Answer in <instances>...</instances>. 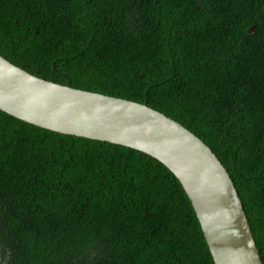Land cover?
I'll return each mask as SVG.
<instances>
[{
    "label": "trees",
    "instance_id": "trees-1",
    "mask_svg": "<svg viewBox=\"0 0 264 264\" xmlns=\"http://www.w3.org/2000/svg\"><path fill=\"white\" fill-rule=\"evenodd\" d=\"M0 56L196 135L233 181L264 264V0H0ZM0 264L214 263L158 161L0 111Z\"/></svg>",
    "mask_w": 264,
    "mask_h": 264
},
{
    "label": "water",
    "instance_id": "water-1",
    "mask_svg": "<svg viewBox=\"0 0 264 264\" xmlns=\"http://www.w3.org/2000/svg\"><path fill=\"white\" fill-rule=\"evenodd\" d=\"M0 111L47 131L126 147L158 161L190 201L214 264H263L227 170L175 120L143 104L45 81L2 56Z\"/></svg>",
    "mask_w": 264,
    "mask_h": 264
}]
</instances>
